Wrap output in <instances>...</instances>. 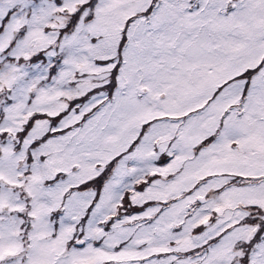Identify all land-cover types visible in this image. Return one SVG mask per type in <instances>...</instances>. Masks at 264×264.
Here are the masks:
<instances>
[{
    "label": "snow or ice",
    "instance_id": "1",
    "mask_svg": "<svg viewBox=\"0 0 264 264\" xmlns=\"http://www.w3.org/2000/svg\"><path fill=\"white\" fill-rule=\"evenodd\" d=\"M0 264H264V0H0Z\"/></svg>",
    "mask_w": 264,
    "mask_h": 264
}]
</instances>
